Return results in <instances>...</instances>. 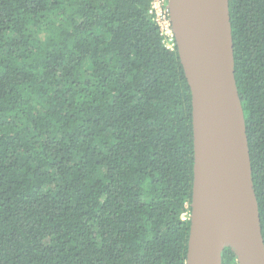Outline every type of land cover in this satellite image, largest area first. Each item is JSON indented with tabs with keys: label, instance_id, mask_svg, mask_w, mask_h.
Instances as JSON below:
<instances>
[{
	"label": "trees",
	"instance_id": "trees-1",
	"mask_svg": "<svg viewBox=\"0 0 264 264\" xmlns=\"http://www.w3.org/2000/svg\"><path fill=\"white\" fill-rule=\"evenodd\" d=\"M152 3L0 0V264H185L191 92ZM228 11L264 241V0Z\"/></svg>",
	"mask_w": 264,
	"mask_h": 264
},
{
	"label": "water",
	"instance_id": "water-1",
	"mask_svg": "<svg viewBox=\"0 0 264 264\" xmlns=\"http://www.w3.org/2000/svg\"><path fill=\"white\" fill-rule=\"evenodd\" d=\"M229 0H167L191 92L193 183L185 264H264L245 119L234 76Z\"/></svg>",
	"mask_w": 264,
	"mask_h": 264
},
{
	"label": "built area",
	"instance_id": "built-area-1",
	"mask_svg": "<svg viewBox=\"0 0 264 264\" xmlns=\"http://www.w3.org/2000/svg\"><path fill=\"white\" fill-rule=\"evenodd\" d=\"M152 11L155 15V21L160 28L167 49L173 50L176 43L169 19L167 0H153Z\"/></svg>",
	"mask_w": 264,
	"mask_h": 264
},
{
	"label": "rangeland",
	"instance_id": "rangeland-1",
	"mask_svg": "<svg viewBox=\"0 0 264 264\" xmlns=\"http://www.w3.org/2000/svg\"><path fill=\"white\" fill-rule=\"evenodd\" d=\"M183 219H186V214H185V215H183Z\"/></svg>",
	"mask_w": 264,
	"mask_h": 264
}]
</instances>
